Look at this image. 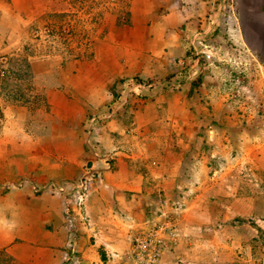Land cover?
I'll return each instance as SVG.
<instances>
[{
    "label": "rangeland",
    "instance_id": "1",
    "mask_svg": "<svg viewBox=\"0 0 264 264\" xmlns=\"http://www.w3.org/2000/svg\"><path fill=\"white\" fill-rule=\"evenodd\" d=\"M124 2L127 0H0V127L23 121V128L27 127L26 131L29 130L31 135L37 133L31 127L33 124L37 126L44 122L49 130L61 128L60 120L65 122L63 114L73 117L81 110L80 106L86 112L88 100L101 98V95L97 99L88 96L86 86L94 89L92 82L96 76L103 80L112 76L110 67L97 64L93 55L105 53L99 52L103 49L100 42L113 38L109 26L114 28L124 24L125 18L118 19L121 23L111 20L112 16L125 14ZM156 2L151 0L149 6ZM181 3L183 11L191 10L196 15L191 17L195 25L184 39V55L172 56L166 51L160 57L169 66L148 64L151 69L169 70L162 78H157L154 68L151 77H142L137 71L135 75L122 77L126 79L122 90L110 82L108 102L102 107L100 102L96 103L92 109L97 106L101 109L98 113H86L79 129L80 139L92 140L88 148L99 157L104 149L97 143L98 140L101 142L102 136L99 124L104 120L97 116L105 115L101 111L105 112L112 102H117L124 91L128 94L122 101L123 117L115 114L129 120L138 108L135 106L138 99L142 100L141 104L146 99L133 95L135 91L130 87L135 81L131 79L137 78L138 92L144 87L155 89L149 96L151 100L158 94L180 91L184 83H190L191 89L196 90V98L191 99L196 117L186 131L190 133L189 142L184 136L182 138L185 135L183 129L175 130V134H178V140L184 139V145L189 144V156L195 161L200 177L191 179L189 194L188 188L185 191L183 187L177 189L179 195L176 196L169 191L167 180L164 188L162 178L175 169L176 156L186 146L177 141L169 148L173 152L166 151L163 159L157 160L153 159V148L143 146L141 172L149 176L145 188L148 197L152 198L146 201L148 204L141 215L135 217L137 214L126 211L139 224L135 227L131 218L125 217L128 224L124 223L127 224L124 236L119 225L126 244L122 251L115 252L119 254L115 258L120 260L114 264H121L122 258L130 252L134 234L152 226L158 210L167 212L174 224V237L170 243L171 238L166 239L159 251L158 264H174L167 254L173 256L175 252L168 251L178 244L179 264H264V0H182ZM158 5L162 7V1ZM109 21L113 23L110 25ZM4 77L7 80H3ZM45 93L51 97V108L44 100ZM10 105L23 107L27 113H16ZM126 108L130 110L125 114ZM176 117L182 120L181 115L176 114ZM13 118V122H7ZM66 125L74 128L68 119L62 127ZM49 130L46 136L52 138ZM72 140H75L74 134ZM51 147L52 150L55 148ZM147 152H150L149 158H145ZM91 156L94 159V155ZM152 168L154 171L150 172ZM79 182L82 184L81 187L78 185L80 193L73 194L74 190L69 193L76 206L83 207L88 182L98 183L99 178H81ZM155 183L158 185L154 190L152 185ZM194 191L199 196L191 201L189 197ZM63 195L70 196L66 192ZM195 199L206 206L195 221L203 220L206 224H211V219L214 221L211 230H201L192 224L191 233L187 234L189 232L181 226L182 221L177 225L181 218L178 217ZM199 233L215 238H188L189 241L181 238L199 236ZM177 235L180 238H176ZM68 239L59 246L63 250L61 264H76V258L65 260L71 253ZM189 243H193L191 249ZM79 245L82 246L80 241ZM74 249L72 255L76 254ZM0 264H12L2 251Z\"/></svg>",
    "mask_w": 264,
    "mask_h": 264
},
{
    "label": "crops",
    "instance_id": "2",
    "mask_svg": "<svg viewBox=\"0 0 264 264\" xmlns=\"http://www.w3.org/2000/svg\"><path fill=\"white\" fill-rule=\"evenodd\" d=\"M155 1L157 4L149 6L151 0H127L124 2L125 14L118 15L119 18L112 16L111 20L114 23L122 21L123 18L125 22L124 24L120 22V27L109 26L113 38L109 41L101 39L100 42L103 49L99 52L105 53L103 56L93 55V60L98 61L97 64L100 62L110 67L108 70L112 77L103 80L102 77L96 76L92 82L95 83L92 84L95 88L86 86L88 96L92 95L93 99H97L101 95L98 100H88L86 112L80 106L81 110L73 114V117L62 115L64 121L68 119L74 128L70 129L67 125L63 128L65 122L60 120L61 128L49 130L42 122L37 126L31 125L33 131L37 132L31 135L29 130L26 131L27 127L23 128V121L20 124L11 123L15 118L12 121L7 120L11 123L8 126L0 127V251L12 264H61L63 250H60L59 246L62 247L64 241L66 242L67 235L75 237L68 239L71 253L65 257L66 261V258L70 257L76 258V264H114L120 260L115 258L119 255L115 252L122 251L126 240L124 242L121 238L119 225L122 226L124 236L128 224L125 217L131 218V223L135 227L139 224L137 219L128 216L126 211L137 214L135 216L137 217L141 215L142 209L146 208L148 204L146 201L152 198L148 197L145 188L149 176L141 172L143 158L140 153H143L141 151L143 146L153 148L154 160L163 159L166 151L173 152L169 148H173L177 141L183 143V147L186 146L185 149H180L176 156L177 161L173 163L175 169L171 172L167 170L168 173L162 178L164 188L167 187V180L169 191L176 196L179 195L177 189L184 187L186 191L193 182L191 179L200 177L196 171L195 161L190 159V149L187 148L189 144L184 145V139L189 142L190 138V133H186L188 125L196 117L193 112L195 106L191 101L196 98L194 92L196 90L191 89L190 83H184L180 91L151 96L154 100L149 97L155 93L154 88L144 87V90L140 89L139 92L134 90L133 95L145 96L146 99L142 104V100L138 99L139 103L135 105L138 108L134 110L129 120L122 118V101L127 98L128 93L124 94V91H121L119 100L112 102L105 112L101 111L105 115L97 116L104 119L99 124L102 136L101 142L98 140L97 143L104 147L99 157L88 148L89 141L92 140L80 139L79 129L81 130L86 113L96 111L98 113V110L108 102L107 89L110 82L115 87L119 85L122 90L126 81L121 79L122 77L135 75L136 71L142 77H151L154 68L157 78H162L165 76L162 74L169 70L163 72L160 67L151 69L148 64L157 63L158 66L164 67L168 65L169 63L160 57L166 51L172 56L184 55V39L194 27L195 21L191 17L196 15L192 14L191 10L183 11L182 0ZM161 1L162 7H159L158 3ZM175 6L178 10H174ZM113 22L109 21V24ZM131 80L135 81L131 88L139 84L137 78ZM43 97L51 108L52 100L49 93H45ZM133 101H136V98ZM98 102L101 103V107L97 106L95 108L97 110H93ZM10 106L16 113L18 111L20 114L27 113L23 107ZM128 110L126 108L123 111L126 114ZM115 113L121 114L122 117ZM176 114L181 115L182 120L179 121V117L175 118ZM181 129L185 134L182 135L184 139L178 140L175 130ZM10 130L13 133L9 134ZM48 130L52 138L46 136ZM162 131L164 133L160 135ZM72 132L75 140H72ZM51 146L55 148L52 150ZM91 154L94 155V159ZM147 154L145 158H149L150 152ZM86 168L89 169L85 170ZM149 171L154 170L152 168ZM90 177H98L99 182H88L84 192L87 200L81 204L83 207H78L72 201L69 191L74 190L73 194L80 193L78 186L82 185L79 184L80 179L89 180ZM157 185L158 183H155L152 188ZM58 186L61 189H58ZM189 191L188 188V194ZM64 192L70 196H64ZM192 193L193 195L189 197L191 201L199 196L195 191ZM196 199L184 208V211L182 210L183 214L178 217H181L180 220L177 218V225L179 226V222L182 221L181 226L186 233L189 232L187 234L191 233L192 224L199 226L201 230L212 229L210 226L214 219H211V224H206L202 222L203 220L195 221L206 207ZM80 219L83 220L81 223ZM125 222L127 224H124ZM176 238L180 237L177 235ZM181 238H187L189 241L188 238L215 236L199 233V236L185 235ZM79 241L82 246L79 245ZM192 244L189 246L190 249ZM177 246L174 245L171 250L167 249L170 250L168 252H175L173 256L167 254L174 260V264H179L180 260L178 250L176 251ZM75 247L79 249L76 250ZM72 249L76 250L75 255H72Z\"/></svg>",
    "mask_w": 264,
    "mask_h": 264
},
{
    "label": "built area",
    "instance_id": "3",
    "mask_svg": "<svg viewBox=\"0 0 264 264\" xmlns=\"http://www.w3.org/2000/svg\"><path fill=\"white\" fill-rule=\"evenodd\" d=\"M138 88L139 84H136L131 89L138 92ZM57 188L61 189L59 186ZM166 213L158 210L152 226L134 234L130 241V252L122 258L121 264H158L159 251L166 244V239L171 238L170 243L174 237V224Z\"/></svg>",
    "mask_w": 264,
    "mask_h": 264
},
{
    "label": "trees",
    "instance_id": "4",
    "mask_svg": "<svg viewBox=\"0 0 264 264\" xmlns=\"http://www.w3.org/2000/svg\"><path fill=\"white\" fill-rule=\"evenodd\" d=\"M5 77H6V76H5ZM5 77L3 78V80H7V78H5Z\"/></svg>",
    "mask_w": 264,
    "mask_h": 264
}]
</instances>
